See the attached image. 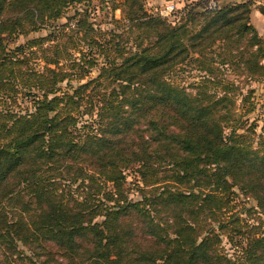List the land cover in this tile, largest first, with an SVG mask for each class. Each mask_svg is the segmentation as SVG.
Instances as JSON below:
<instances>
[{"label": "trees", "instance_id": "trees-1", "mask_svg": "<svg viewBox=\"0 0 264 264\" xmlns=\"http://www.w3.org/2000/svg\"><path fill=\"white\" fill-rule=\"evenodd\" d=\"M87 1L0 0V264H264V153L236 125L224 134L227 85L220 97L192 94L168 76L218 42L220 64L236 57L247 78L264 80L250 0L202 11L192 2L176 23L122 0L115 28L96 29L86 12L55 26ZM45 26L50 36L7 48V38ZM81 41L87 51H68ZM99 58L97 76L70 83ZM20 93L32 104L24 113L12 110ZM128 173L141 184L137 201ZM234 188L257 217L232 212Z\"/></svg>", "mask_w": 264, "mask_h": 264}, {"label": "rangeland", "instance_id": "rangeland-1", "mask_svg": "<svg viewBox=\"0 0 264 264\" xmlns=\"http://www.w3.org/2000/svg\"><path fill=\"white\" fill-rule=\"evenodd\" d=\"M143 4V8L147 14H158V11L167 4H174L175 9L166 19L171 23H176L181 15L182 9L192 2H198L201 4L197 10H204L205 7L211 1L217 0H140ZM247 0H218V7H223L229 3L243 2ZM122 0H90L87 2L73 3L67 6L64 10L63 16L55 22V26L71 25L81 18L82 13H87V21L93 24V27L100 29L102 31L115 28L116 24L114 20H119L122 18L121 15V5ZM250 23L255 27L258 34L264 38V15L260 12V8L264 6L256 3L255 0H250ZM116 5L117 9H112ZM254 9H257L259 14L256 16ZM253 13V15H252ZM52 32L51 27L45 26L37 31H26L22 34H17L16 36H11L7 38L6 46L8 49L17 47L20 44L25 43L27 40L45 38L50 36ZM55 35V34H54ZM109 39L110 36L98 37V41L102 39ZM81 41L78 49L68 50L73 53H78V50L84 49L87 51V46ZM50 41H44L43 45H49ZM218 42L212 47L211 51H207L206 55L199 56L196 54L192 55V58H188L182 63L175 66L168 72V76L171 82L184 87L187 92L196 94L198 91L204 94L213 95L216 94L217 97L223 95V91L227 85L228 96L233 99V107L231 111V116L227 120V125L223 129L225 135H228L232 129V125H236V133L240 135H246L248 137L247 142L251 148L264 153V80H255L252 78H247L246 73L240 70L236 63L235 58L231 59L230 63L224 65L220 64L218 61V55H216L221 47H218ZM95 54H99L98 48H94ZM196 59V60H195ZM67 63V62H64ZM97 65L91 69L89 73L84 77L83 80H71L73 86H77L80 83L86 82L98 75L97 66H100L101 59L99 58L96 62ZM29 65L40 71L44 66V62L41 59H37L36 56L29 60ZM51 67H53L51 65ZM219 68V69H217ZM66 71H69V67H66ZM72 70V69H71ZM214 72V73H213ZM216 73V74H215ZM216 75V76H215ZM233 83L228 85L229 83ZM62 90H68L65 85V81L58 84ZM115 87V85H113ZM16 87L20 91L26 90L16 84ZM252 91V92H250ZM25 92V91H24ZM247 98V99H245ZM30 97H27L20 93L18 96V101L13 105L12 110L18 113H24L25 110H31L32 104L29 102ZM235 118V120H234ZM137 176L128 173V197L135 201L139 200L138 191L136 186L141 185L137 180ZM138 181V182H136ZM137 183V184H135ZM233 191L236 193V200L233 202L234 210L232 212L238 213L239 215H244L245 217H257L256 213H252L249 216V210L258 211L256 208V202L253 199L244 197L242 193L234 188ZM232 212H227L222 217L229 216ZM250 219V218H249ZM256 220V219H255ZM255 220L251 219V223H255ZM212 227L215 229V223L212 222ZM205 233L202 235L204 236ZM237 241V238H235ZM244 245L245 242L242 241ZM220 247L224 249L230 256L236 255V245L230 244L225 237H222Z\"/></svg>", "mask_w": 264, "mask_h": 264}, {"label": "built area", "instance_id": "built-area-1", "mask_svg": "<svg viewBox=\"0 0 264 264\" xmlns=\"http://www.w3.org/2000/svg\"><path fill=\"white\" fill-rule=\"evenodd\" d=\"M217 6L216 2L215 1H211L209 4H208V8H215ZM175 9V5L170 3V4H167L165 6H163L159 11V15L162 16V17H168L169 15H171V13L174 11Z\"/></svg>", "mask_w": 264, "mask_h": 264}, {"label": "crops", "instance_id": "crops-1", "mask_svg": "<svg viewBox=\"0 0 264 264\" xmlns=\"http://www.w3.org/2000/svg\"><path fill=\"white\" fill-rule=\"evenodd\" d=\"M256 1V3L257 4H259V5H262V6H264V0H255ZM255 10V14H256V16L259 14L258 12V10L257 9H254ZM252 15H253V13H252Z\"/></svg>", "mask_w": 264, "mask_h": 264}]
</instances>
